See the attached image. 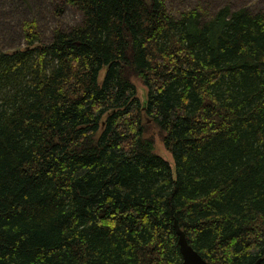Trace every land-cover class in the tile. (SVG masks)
Segmentation results:
<instances>
[{
	"label": "trees",
	"instance_id": "obj_1",
	"mask_svg": "<svg viewBox=\"0 0 264 264\" xmlns=\"http://www.w3.org/2000/svg\"><path fill=\"white\" fill-rule=\"evenodd\" d=\"M65 4L80 22L0 49V264H182L175 220L264 264V10Z\"/></svg>",
	"mask_w": 264,
	"mask_h": 264
},
{
	"label": "rangeland",
	"instance_id": "obj_2",
	"mask_svg": "<svg viewBox=\"0 0 264 264\" xmlns=\"http://www.w3.org/2000/svg\"><path fill=\"white\" fill-rule=\"evenodd\" d=\"M61 0H0V49L15 48L25 44L23 35V20L35 19L41 29L43 41H48L55 28L68 29L80 22L82 13L69 4L61 10L57 4ZM173 10L200 7L208 14H213L223 6H230L233 11L239 7H248L252 11L264 10V0H168ZM143 95L144 88L141 79L134 78ZM150 121V122H148ZM146 135L154 136L155 149L166 159L174 163V157L167 149L162 139L163 132L150 119Z\"/></svg>",
	"mask_w": 264,
	"mask_h": 264
},
{
	"label": "water",
	"instance_id": "obj_3",
	"mask_svg": "<svg viewBox=\"0 0 264 264\" xmlns=\"http://www.w3.org/2000/svg\"><path fill=\"white\" fill-rule=\"evenodd\" d=\"M174 225L178 233V243L183 255L182 264H212L189 242L185 231L177 220H175ZM253 264H257V261Z\"/></svg>",
	"mask_w": 264,
	"mask_h": 264
}]
</instances>
